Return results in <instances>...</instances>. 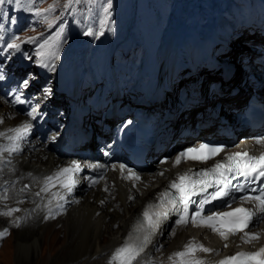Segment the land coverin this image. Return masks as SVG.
Listing matches in <instances>:
<instances>
[{
    "label": "bare ground",
    "instance_id": "6f19581e",
    "mask_svg": "<svg viewBox=\"0 0 264 264\" xmlns=\"http://www.w3.org/2000/svg\"><path fill=\"white\" fill-rule=\"evenodd\" d=\"M215 10L216 3H214V0H173L170 10L165 16V24L160 30L161 35L156 49L157 63L153 67H151L152 63H148L145 67L149 65V71L152 69V71L156 70L157 72L153 81L154 86H162L163 92L170 89L169 100L171 102L174 101V103H171L172 105H177L185 96V94L179 93L176 89L177 83L183 79L181 74L178 73L182 60L181 54L190 56L194 46L206 44L212 39L215 41L221 37L217 28L216 13L214 16ZM201 21L205 22L202 23ZM156 27H158V20ZM196 30H199V32L196 33ZM91 36L92 33L84 37L75 34H65L66 43L63 46L54 45L51 47L50 64L56 66L54 74H69L77 80L86 75L81 56ZM160 40L163 41V47L168 49L167 52L172 54L171 57L168 54L166 56L163 54L159 59L158 51L160 54L165 53L163 47L159 46ZM177 44H181V46H177ZM12 51L13 49H8L7 52H0V78L3 81H7L10 75L19 74L20 76L22 75L21 79H23V73L30 66V73L26 79H31L29 84V88L32 90L31 99L36 105L31 110V115L28 114L27 117L36 120L41 115V109L47 107L46 99L48 94L53 92V88L48 87V90H45L42 87V80L38 77L39 70L34 62L23 65L16 64L19 60V55L13 54ZM147 51L152 54L154 44H150ZM220 51L224 55L229 54L230 51V55L232 53L237 55L240 53L238 52L239 49L233 46V41L230 40L226 43H221ZM111 52L113 50L108 49V54ZM242 52H244L243 55L249 56L251 59L249 63L254 65L252 67L251 64L247 63L248 67L250 66L253 70V78L250 80H259V78L260 80L256 81V83L251 82L248 84L247 80H245L241 89L245 87L249 89L251 85L252 88L262 86L264 84V70L261 67L257 68V65L253 64L254 61H252L251 56L253 50L242 49ZM52 53H55V55H52ZM261 54H264L263 48L261 49ZM220 55L221 53L217 52V56H214L216 63L212 60L206 61V70L217 69L223 61L224 66L229 71V66L233 65L231 60L225 62V57H220ZM128 58L126 57L125 59ZM129 62L134 64L135 57L130 59ZM103 66L106 68L107 64L105 63ZM186 70L190 71V67L188 66ZM89 71L100 80L102 88L108 84H114L109 77L101 75L92 64L89 66ZM221 72L222 69L217 70V81L213 80L214 83L212 84L202 83L199 80L195 84L194 79L189 82L186 86V91L190 94L191 102L189 104L191 106L196 105L201 98H207L212 93H216L218 100L238 101L239 93L233 94V96L229 94L228 97L227 94H224L222 97L224 91L222 88H226L232 81H240L238 77L241 74L240 70H237L234 66L232 75L225 77V79L220 77ZM199 73L201 72L190 73V75L198 77ZM122 75L123 71L120 70L117 79H115L116 92H120L124 79ZM210 75L211 73L209 72L207 77ZM187 78L188 76H186ZM261 82L262 84H259ZM212 90L214 91L210 92ZM17 91L21 93V87H18ZM101 91L102 89L98 90L95 97H99ZM243 96L245 97L246 94L243 93ZM57 98V96L54 97L55 100ZM7 101L11 105H8ZM176 108H179V105ZM226 109L222 105L221 111L225 112ZM16 110L23 111V108L16 104V100L11 93H6L5 98L0 97V133H3V135H0V141H2L0 143V182L6 180L4 184L7 186L6 190L0 191V223H3V219L5 221L6 219L9 220V223L2 230L0 226V232L7 229V233L10 234L13 230L19 232L26 228L25 231L30 233V238L33 235L41 237L45 233L53 234V236L56 233H60L63 234L64 240L62 245H60L61 242L59 243V252L62 251L61 255L69 256V264H109L112 259L111 255L121 245L124 235L135 222L136 215L144 210L149 199L160 192L163 184L173 176L178 166L172 164L170 162L171 159L160 164L154 162L152 169L139 171L141 179L136 180L135 178H128L127 169L124 167L121 170L122 164L113 162L110 164V171L106 173L102 180H99L90 171L99 168L92 166H100L106 161L100 154H94L96 160L85 164L87 171L84 175L81 176V173L74 172L78 174L75 178L72 176L75 184L69 192L58 180L54 179L46 182V177L54 176L60 169L71 166L73 162L65 161L66 163L62 164L61 161L65 160L64 158L61 160L58 155H54L47 150L51 149V146L57 148L54 146L56 143L53 142L51 133L47 135V144L43 149L37 147L36 143L31 146L29 136H23L19 140L9 139V137L16 136L15 132L10 131V129H15L16 126L17 118L13 116ZM188 111L185 110V113H188ZM175 112H177V109ZM50 113L46 112L42 121L40 120L43 135L51 127L49 124ZM189 115L187 118L190 117ZM181 116L182 114L179 115V117ZM68 122L70 120L67 118L65 123ZM173 124L174 120L169 119V131L172 130ZM45 129L46 132H44ZM57 134L59 133L55 132V135ZM43 139L44 136L40 137V142H43ZM249 141L251 142L252 139L249 138ZM17 146L20 149L19 151L10 150ZM84 147H87V145L81 146V148ZM97 151H100V149H97ZM161 173L163 174L161 175ZM93 180L97 182L92 183ZM24 182L29 184L28 188L22 186ZM19 183L21 185H18ZM88 185L89 187H86ZM45 188H47L46 191L44 190ZM105 188H107V191H105ZM21 196L26 198L18 199ZM129 197L133 199H129ZM70 201H75V203L66 210L61 208L63 203ZM10 209H15V211H12L11 215H5L4 213H7ZM107 216H110L109 220H106ZM257 221L258 223L252 229L258 230L259 237L245 242L242 239L243 234L232 236L227 241H221L213 235L205 234L202 230L193 228L191 225H176L175 222L173 223V228L170 227L171 231L169 232L168 226L171 225L172 221L168 220L158 230L150 245L134 264H148L149 262L154 264H184L185 261L191 259L201 260L204 264H214V262L222 260L231 248H241L246 251L263 241L264 216L257 218ZM168 232L170 233L169 238L165 235ZM24 237L27 238L26 234H24ZM24 242L17 243L15 247L16 258L20 259L21 256L25 259L19 264H28L25 262L27 257L29 255L33 256L36 249L35 238L30 239V242ZM190 242L195 248L193 253L185 257L175 255L176 252L185 251V245ZM201 244L204 247L214 249V251H201L198 247ZM225 244L228 246L225 247ZM156 248L158 249L155 250ZM57 249L58 247L52 251ZM47 264L57 263L50 260Z\"/></svg>",
    "mask_w": 264,
    "mask_h": 264
},
{
    "label": "snow or ice",
    "instance_id": "6c2138e0",
    "mask_svg": "<svg viewBox=\"0 0 264 264\" xmlns=\"http://www.w3.org/2000/svg\"><path fill=\"white\" fill-rule=\"evenodd\" d=\"M4 0H0L2 4ZM74 0H67L65 7H69ZM55 5H49L47 9H37L38 15L44 12H51L54 10ZM51 27V22L49 23ZM86 35L91 34V32L85 33ZM29 39H34L30 37ZM9 49H18L20 47L17 43H10L7 46ZM41 47H44L42 45ZM38 56L43 57L44 52L37 53ZM55 55V53H52ZM38 63L43 64L44 61L41 59ZM28 81H24V85L27 86ZM31 115V113H29ZM29 125L27 123L21 124L15 129H10L16 133V136L9 137L10 140H19L23 137V134L28 131ZM3 135V133H0ZM257 143H264V139L258 140ZM11 151H19V147H13ZM223 151L222 145H208L200 144L196 147L185 149L184 151L177 154L175 157V162L178 164L182 159L194 160L205 162L211 160L214 156H217ZM100 167V166H92ZM124 166L121 165V170ZM80 170V165L73 161L72 165L66 168L60 169L54 176L46 177V182L52 180H58L63 187L67 188L70 192L72 190L75 181L72 179V173ZM191 169L185 170L183 173L178 174V176L170 182V187L176 190L175 194H170L165 189L164 192L160 193L161 203L159 205H154L149 203L143 212V220H138L137 224L133 226L135 233H139L133 238L130 234L129 238L118 248H116L112 259L109 264L117 262L118 264H134L144 252L145 248L151 243L152 238L157 234L158 230L163 226V224L169 219V217L176 213L178 218L175 220L176 225L187 224L189 222V217L185 215L188 212L189 205L195 203L192 200L194 195L204 194V199L199 202L200 210L203 206L211 201L217 200L222 196L228 195L226 188L229 184V178L226 174H233L235 172H240L245 174L247 172L258 173L259 177H264V152L260 153L259 156L250 155L248 152H235L228 154L225 158L215 161L210 167L200 170L197 174V178H193L190 173ZM163 173H161L162 175ZM128 178H135L139 180L140 177L129 171ZM97 181L93 180L92 183ZM209 188H214L215 190L208 193ZM197 189L199 191L197 192ZM45 191L47 188L44 189ZM239 190H243L240 186ZM107 191V188H105ZM129 199H133L129 197ZM242 199H254L259 201L261 205V212H264V190L260 196L249 197L245 196ZM103 203V201H101ZM159 208V211H153V209ZM15 209H10L5 215H11V212ZM200 216V211L193 213L191 215V222L197 226H205L210 228L213 232H216L221 239L227 241L229 236L235 235L240 232L243 233L242 239L245 242H249L251 239H257L259 237L258 233L245 231L249 229L250 224H252L254 216L253 213L244 207H237L229 212L212 213L211 215L202 216L199 220L197 217ZM7 233V229L0 232V235ZM225 247L228 245L225 244ZM199 249L203 252H213L214 249L204 247L202 244L198 245ZM195 251L193 244L190 242L185 245V251L176 252L175 255L178 257H185L190 255ZM184 264H204L203 261L197 259H191L184 262ZM214 264H264V247L259 248L257 251L245 252L239 251L233 255L224 257L222 260L214 262Z\"/></svg>",
    "mask_w": 264,
    "mask_h": 264
},
{
    "label": "rangeland",
    "instance_id": "374dc122",
    "mask_svg": "<svg viewBox=\"0 0 264 264\" xmlns=\"http://www.w3.org/2000/svg\"><path fill=\"white\" fill-rule=\"evenodd\" d=\"M117 1L119 3L118 9H120V11L124 12L125 4L127 5L125 14H122L120 11L117 12ZM119 1L120 0L97 1L98 4L101 5L99 6V16L102 19L105 18V14L108 10L106 17L107 20L103 21L104 25L102 27H98L103 28L106 31L111 29L112 32L115 31L116 33H119V36L121 37H129L132 42H139L140 37H147L148 42L153 43V38L158 37V28L161 29L165 24V16L168 14L173 0H139V3L137 4L138 6H136L135 0ZM214 3H216L214 16L216 13V22L219 33L228 40L233 41V46L239 49L238 52H240L238 55L235 53L230 55V51L229 54H226V59L229 61L231 60L232 64L234 63L237 70H240L242 74L244 72L243 69H246L247 67L246 63L251 61L248 55H243L244 52H242V49L247 51L250 49L253 50L251 56L254 64L256 63V56L260 54L258 52H261V49L264 48V0H214ZM49 5H55V7H58L62 4L60 3V0H45L44 6ZM97 8L98 7L93 5L92 0H74V2L68 7V10L73 13L74 22L83 20L84 26L86 24L95 26L97 24L96 18H98ZM145 11H147L149 15L151 12L152 17L154 18L152 19L150 15L151 21H149V23L152 25L149 29H141V27H139L147 25V21H145V18L142 15ZM156 13L158 18L155 17ZM157 20L158 27H156ZM138 22L140 25H138ZM201 22L203 23L205 21ZM153 25H155L156 28L154 33L151 31L152 28H154ZM128 30L131 31L128 32ZM198 32L199 30H196V33ZM66 34L70 35L68 33ZM159 46L163 47L162 40H160ZM128 49L132 51L131 48ZM217 49L223 56L224 54L220 51L219 45L216 50ZM163 50L165 53L160 54L158 51L159 59L163 54L165 56L168 54L169 57L172 56V54L167 52V48L163 47ZM232 50H234V48H232ZM126 57H128V55L125 56V58ZM140 62L141 58L138 59V63ZM249 64L252 65V63ZM242 81L244 80L242 79L241 82ZM227 90L229 89H224V91ZM109 219L110 216H107L106 220ZM3 223H0V226L2 227H0L1 230L9 223V220L6 219L5 221L3 219ZM25 229L26 228H23V230L19 232L17 230V232L13 230L7 235L8 238L2 240L3 243L0 246V264H19L21 261H24L25 259L21 256L20 259H18V257L16 258L15 247L17 243L22 241H25L24 243L30 242V239L32 240L34 238L36 240V249L33 253L34 255H29L25 262L28 264H47L50 260H53L57 264H69V256L61 255L63 252H59V247L62 245V241L64 240L63 234L56 233L53 236V234L50 235L49 233H45L44 235H41V237L33 235L30 238V233L25 231ZM24 234H26L27 238L24 237ZM1 236L2 235H0V237ZM57 247V250L52 251ZM47 260L49 261L46 262Z\"/></svg>",
    "mask_w": 264,
    "mask_h": 264
}]
</instances>
